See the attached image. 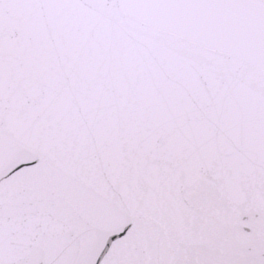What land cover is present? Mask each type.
Masks as SVG:
<instances>
[{"label":"snow or ice","instance_id":"6c2138e0","mask_svg":"<svg viewBox=\"0 0 264 264\" xmlns=\"http://www.w3.org/2000/svg\"><path fill=\"white\" fill-rule=\"evenodd\" d=\"M0 264H264V0H0Z\"/></svg>","mask_w":264,"mask_h":264}]
</instances>
